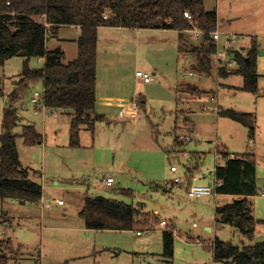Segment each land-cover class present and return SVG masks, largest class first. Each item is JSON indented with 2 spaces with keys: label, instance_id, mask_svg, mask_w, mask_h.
<instances>
[{
  "label": "rangeland",
  "instance_id": "1",
  "mask_svg": "<svg viewBox=\"0 0 264 264\" xmlns=\"http://www.w3.org/2000/svg\"><path fill=\"white\" fill-rule=\"evenodd\" d=\"M203 1L206 8H217L220 15L218 50L208 72L197 68L193 47L201 43V36L190 32L184 40L173 32H156L143 36L138 48L133 34L125 39L119 32L101 36L97 112L106 119L96 123L94 134L82 125L80 147L69 145L70 112H50L31 101L35 91L43 90L42 81L18 103L22 119L14 132L20 135L22 125L29 123L43 135V142L34 146H26L22 137L17 138L22 168L43 186V199L39 204L0 199V253L8 256L7 264H227L213 259L216 239L237 245L264 241V222L257 224L252 239L235 227L219 223L216 195L188 199L189 181L181 185L185 189L174 194L164 191L172 188L167 187L175 177L171 166H177L179 174L188 180L189 171L204 173L209 178L207 184H212L217 156L222 163V151L242 150L247 143L248 129L219 116V107L254 113L259 193L251 197V202L256 218L264 220V197L260 195L264 191V54L258 51L257 55L261 75L257 95L241 89V75L220 77L217 72L220 66L231 70L237 66L227 63L229 49L246 54L252 38L259 50L264 49V0ZM74 34V28L63 29L66 37ZM233 36L237 40L228 44V37ZM55 39L49 38L48 48L54 46ZM222 53L225 60L218 56ZM23 60L15 56L0 66V132L4 107L20 77ZM30 66L42 67L43 60L31 58ZM138 70L154 75V80L142 82L136 76ZM190 85H196L198 93L188 90ZM105 92L114 102L144 97L138 118H120L121 108L116 105L102 107ZM194 153H205V158L189 170L193 165L189 157ZM108 177L115 180L112 186L105 182ZM122 189H131L134 196L122 194ZM99 195L142 206L145 213L157 217L155 228L141 235L135 230H98L90 236L64 229L65 224L77 222L86 196ZM218 202L223 205L227 201L220 198ZM45 204H51L58 215L42 220L44 212L51 213L44 209ZM63 211L68 216H63ZM162 220L168 226L161 225ZM167 228H172L175 236L172 259L163 255L162 232Z\"/></svg>",
  "mask_w": 264,
  "mask_h": 264
},
{
  "label": "trees",
  "instance_id": "2",
  "mask_svg": "<svg viewBox=\"0 0 264 264\" xmlns=\"http://www.w3.org/2000/svg\"><path fill=\"white\" fill-rule=\"evenodd\" d=\"M188 12L191 18L185 16ZM217 12L207 11L203 0H0V66L15 56L22 57L23 66L19 79L8 95L3 111L0 133V199L14 198L22 203L38 204L42 200L43 188L22 168L17 138L20 136L26 146H34L42 140V135L33 124H23L20 135L14 129L21 124L18 103L38 81L43 82V104L51 110H64L72 114L69 145L81 146L82 125L95 133L96 123L106 119L97 113V48L98 29L102 26L126 27L131 29L173 30L180 40L186 31H202L201 43L194 45L197 54V68L202 72L211 69L212 58L218 46L212 32L218 27ZM63 25L80 27L77 39V57L65 62V53L58 46L47 48L50 37H56ZM227 62H234V70L220 66V77L238 74L243 77L242 90L259 94L260 74L257 68L259 46L252 38L246 54L229 49ZM31 58H42L43 66L32 68ZM197 92V87L190 86ZM0 95L3 91L0 89ZM140 108L144 97L138 98ZM218 115L238 122L248 129L254 138L257 118L254 113L234 109L218 110ZM177 141V138H176ZM222 151L223 163L216 165L214 175L221 181L218 194L240 196L232 202L217 205L216 220L237 228L244 236L252 239L257 219L252 211L250 197L258 194L257 161L251 153L228 157ZM189 177V183L191 177ZM121 193L134 196L131 189ZM87 229L93 230H135L151 231L157 217L136 207L103 196L86 197L79 213ZM147 215V217H146ZM143 218V219H141ZM174 233L166 229L162 232L163 255L174 256ZM3 242L1 243V245ZM215 262L227 264H264V241L253 244H233L231 241L216 239L213 244ZM8 256L0 253V264H7ZM35 264H40L36 261Z\"/></svg>",
  "mask_w": 264,
  "mask_h": 264
},
{
  "label": "crops",
  "instance_id": "3",
  "mask_svg": "<svg viewBox=\"0 0 264 264\" xmlns=\"http://www.w3.org/2000/svg\"><path fill=\"white\" fill-rule=\"evenodd\" d=\"M205 9L207 11H212V10L216 11L217 12V15H218V21L220 20V15H219V12L217 11V8H214L212 10H209L208 8H206V5H205ZM65 27L74 28V30H75L74 36H72L70 38L64 36L63 35V29ZM218 30L220 31V25H219V23H218ZM118 32L123 35L124 39L127 36H130L131 37L130 34H133L135 36L137 48L140 46L141 38L143 36L145 37L147 35H154V34H156V32L157 33L162 32L163 34H170V33L173 32V33H175L177 35V38L179 39L178 33L176 31H173V30L131 29V28H126V27L102 26V27H99V29H98V37L99 38H98L97 54H98V51H99V45H100V41H101V36L102 35H105V34H111V33L114 34V33H118ZM125 32H129V33H125ZM187 33H189V32L186 31V34ZM79 35H80V27L79 26H75V25H63V26L60 27L59 32H58V35L55 37L56 38L55 39L56 42L54 43V46L51 49L60 46L63 49L64 53H65V62H70V61L74 60L77 57V42L76 41H77ZM69 44H71V47L70 48H68V45ZM242 47H244V46H242ZM47 48H48V42H47ZM48 49H50V48H48ZM38 59L43 60L42 58H38ZM43 62H44V60H43ZM137 63H138V61H137ZM232 64L236 65L234 62H232L230 65H232ZM97 66H98V61H97ZM138 71H140V70H138ZM137 72H136V76H137ZM190 86L197 87L196 85H190ZM190 86H188V90H190ZM239 87H241V86H239ZM98 90H99V88H98V73H97V87H96V93L97 94H98ZM108 95H110V94H107V92H105V94H103V98H102V94H101V98L103 99V101L101 103V106L102 107H103V105L106 106V107H110V106H113V105L119 106V101L120 100H117V102L116 101L114 102V100L113 99H110L109 98L110 96H108ZM97 100H98V95H97ZM97 103H98V101H97ZM43 109L44 110H48L50 112H54L55 111V110H51V109H49V108H47L45 106H43ZM219 109H220V107L217 110H219ZM56 111L66 112V111L61 110V109L56 110ZM19 115L21 116V113H19ZM119 117L120 118H125V117H121L120 115H119ZM21 118H22V116H21ZM126 118H128V117H126ZM27 124H29V123H27ZM256 137H257V125H256V131H255L254 138L248 137L247 143L244 145V147L242 148V150L241 149H238V150H233L232 152L228 151V153H234L236 155H241V154H245V153H251V154H254L255 156H257V149L255 148ZM42 142H43V135H42V140L38 144H41ZM185 144L186 143H184L183 145H185ZM224 151H226V150H224ZM184 152H185V150H184ZM192 156L196 157V159L194 160ZM192 156L190 155L189 161L191 163H193V165L188 166V169L189 170H191L192 168L198 167V165L200 164V162L205 158V153H202V154L201 153H194ZM216 161H217V164L220 163V161H218V156H217ZM223 162H224V158H223ZM214 170H215V168H214ZM214 170L211 172L212 177L215 176V175H213L214 174ZM189 173H190V176L192 177V180L190 181L189 185L192 184V183H204V184H207L208 183V179L209 178H208V176L206 174H204V173L195 174V173H193L191 171H189ZM114 182H115V180H114ZM114 182H113V184H114ZM42 188H43V186H42ZM181 189L183 190L185 188L183 186H181V185H173L171 189H166L165 188L164 191L165 192H169V193L171 192L172 194H174V193L177 192V190H181ZM258 193H259V189H258ZM262 193H264V191L260 192V195L261 196H262ZM99 196H101V195H99ZM86 197H96V196H86ZM86 197H85V199H86ZM216 197H217V205L220 204V202H218V200H220V198L224 199V201H227V202H224V203H229L230 200L232 202L235 199L241 198L240 196L228 195V194H217ZM262 197H264V196H262ZM42 199H43V197H42ZM85 199H84V202L83 203H85ZM249 199L251 201V197ZM24 204H30V203H24ZM47 205H50V207H47ZM44 206H45L44 209L51 210V213L44 212L43 215L41 216V219L42 220H44L46 217H53L54 215L55 216L58 215V211L56 209L52 208V205L51 204H45ZM83 206H84V204H83ZM215 209H216V207H215ZM253 210H254V208H253V203H252V211ZM253 214H254V211H253ZM62 215L66 217V216H68V213L63 211ZM254 216H255V214H254ZM5 219H7V218L5 217L4 220ZM65 225H67V226H65L64 229H69V230H71L73 232L83 233V234L89 235V236L91 235L92 232H99L100 231V230L98 231V230H93V229H87L85 227L84 222H83V219L80 217V215H79V218H78L77 222L70 223V224H65ZM105 231L122 232L120 230H103V232H105ZM136 234H137V232H136ZM114 253H116V252H114Z\"/></svg>",
  "mask_w": 264,
  "mask_h": 264
},
{
  "label": "built area",
  "instance_id": "4",
  "mask_svg": "<svg viewBox=\"0 0 264 264\" xmlns=\"http://www.w3.org/2000/svg\"><path fill=\"white\" fill-rule=\"evenodd\" d=\"M185 16L188 18H191L188 12H185ZM188 32H191L193 36H201L202 31L198 29H193V30H188ZM221 32L219 30H215L212 32V36L215 40L220 39ZM237 40V37L233 36L231 38L228 37V44H230L232 41ZM221 60H225V55L224 53L218 54ZM137 77L142 81V82H150L154 80V76L148 72H142L138 71L137 72ZM43 99H44V89L42 91H35L32 95L31 101L36 104V105H42L43 104ZM119 106H120V111L119 115L121 117H128L129 119L136 120L139 116L140 113V105H139V99L138 97L131 99V100H120L119 101ZM180 138H184L183 136H180ZM228 157L230 158H236L237 155L234 153H229ZM171 172L175 174V177L172 179L171 182L167 184V187L171 188L173 185H183L186 184L188 179L187 177L180 175L179 174V169L177 166L173 165L170 168ZM106 184L108 186H111L114 182V179L112 177H108L106 179ZM221 185V181L217 179L214 176V180L212 184H196L192 183L187 187L186 191V196L190 200H195L199 199L203 196H211V195H217V188ZM262 196H264V193H262ZM56 203L58 204H63L62 200H56ZM47 207H50V205H47ZM161 225L163 226H168V222L165 220H162L160 222ZM169 229V228H167ZM169 230H172L174 233V230L170 228ZM138 235L143 234V232L137 231Z\"/></svg>",
  "mask_w": 264,
  "mask_h": 264
},
{
  "label": "water",
  "instance_id": "5",
  "mask_svg": "<svg viewBox=\"0 0 264 264\" xmlns=\"http://www.w3.org/2000/svg\"><path fill=\"white\" fill-rule=\"evenodd\" d=\"M259 53L264 54V49L259 50ZM14 83H15V81H14Z\"/></svg>",
  "mask_w": 264,
  "mask_h": 264
}]
</instances>
